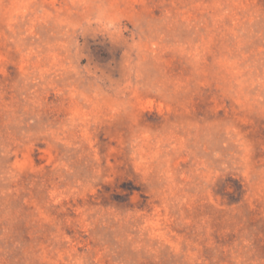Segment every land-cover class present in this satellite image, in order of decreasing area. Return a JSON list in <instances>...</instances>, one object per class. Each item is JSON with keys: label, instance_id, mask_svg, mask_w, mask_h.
Returning <instances> with one entry per match:
<instances>
[{"label": "rangeland", "instance_id": "1", "mask_svg": "<svg viewBox=\"0 0 264 264\" xmlns=\"http://www.w3.org/2000/svg\"><path fill=\"white\" fill-rule=\"evenodd\" d=\"M0 264H264V0H0Z\"/></svg>", "mask_w": 264, "mask_h": 264}]
</instances>
